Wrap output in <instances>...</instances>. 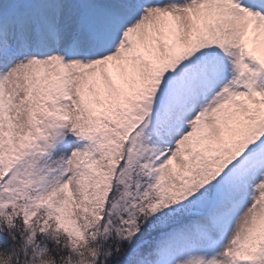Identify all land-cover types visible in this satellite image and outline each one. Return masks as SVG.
Listing matches in <instances>:
<instances>
[{
  "label": "snow or ice",
  "instance_id": "6c2138e0",
  "mask_svg": "<svg viewBox=\"0 0 264 264\" xmlns=\"http://www.w3.org/2000/svg\"><path fill=\"white\" fill-rule=\"evenodd\" d=\"M0 264H264V0H0Z\"/></svg>",
  "mask_w": 264,
  "mask_h": 264
}]
</instances>
